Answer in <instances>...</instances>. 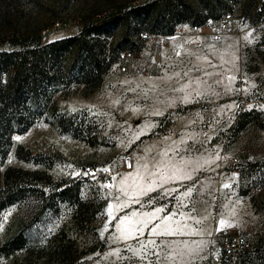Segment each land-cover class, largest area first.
Wrapping results in <instances>:
<instances>
[{
  "label": "rangeland",
  "instance_id": "1",
  "mask_svg": "<svg viewBox=\"0 0 264 264\" xmlns=\"http://www.w3.org/2000/svg\"><path fill=\"white\" fill-rule=\"evenodd\" d=\"M180 1L203 24L170 23L175 11L162 13L163 4L143 20L139 10L161 0H0L6 42L0 50H21L14 43L26 32H39L44 46L100 20V39L107 47L119 44L118 60L97 89L71 84L32 127L11 136L1 188L11 168V177L46 194V177L77 184L82 205L57 203L41 214L40 196L29 195L3 209L0 264H179L165 260L159 247H141L153 226L137 238H120L122 230L142 226L141 212L155 206L165 208L164 217L180 212L189 222L184 234L173 235L184 237L176 245L201 256L181 264H214L221 232L264 235V0H222L229 10L216 19L207 17L205 0ZM226 15L229 24L219 26ZM126 52L132 57L123 62ZM52 115L72 123V134L61 132ZM126 158L131 170L123 167ZM182 160L199 169L190 181L140 201L174 179L162 168ZM182 193L186 210H173ZM125 216L131 223L122 225ZM20 233L26 241L16 248ZM170 237L155 241L172 247Z\"/></svg>",
  "mask_w": 264,
  "mask_h": 264
},
{
  "label": "trees",
  "instance_id": "2",
  "mask_svg": "<svg viewBox=\"0 0 264 264\" xmlns=\"http://www.w3.org/2000/svg\"><path fill=\"white\" fill-rule=\"evenodd\" d=\"M159 4L164 6L162 13L175 11V14L169 17L170 23H189L195 27L203 24L205 20H199L196 9L186 6V3L180 0H161L160 3L147 4L139 10V13L144 14L143 20L150 17ZM204 6L209 11L207 17L214 19L218 18L221 11L229 10L222 0H205ZM137 21L141 22L139 19ZM102 23L100 20L99 24ZM99 24L84 27L75 37L44 46H40L42 36L39 32H26L14 43V46L19 45L21 50H0V167L8 154L11 136L24 133L32 127L47 109L52 107V99L58 92L67 90L71 84L83 85L91 91L100 86L102 75L118 60L119 44H108L107 47L106 41L100 39L98 29L103 24ZM156 32L157 30H152V33ZM27 43H33L34 46L30 48ZM4 44L6 42L0 40V47ZM51 118L61 132L72 134V123H68V128L61 116L57 118L52 115ZM20 149L18 148L17 155ZM13 172L16 170L7 168L3 173L0 213L29 195L40 196L41 214L55 209L57 203L76 201L79 206L82 205L78 200L77 184L64 186L65 183H52L49 177H46L47 184L41 185L47 187L46 194L44 189L31 188V183L24 182L19 175L11 177ZM25 241L24 235L20 233L15 236L13 244L18 248L24 245ZM4 252L5 249L0 248V253ZM263 254L264 252L261 255Z\"/></svg>",
  "mask_w": 264,
  "mask_h": 264
},
{
  "label": "built area",
  "instance_id": "3",
  "mask_svg": "<svg viewBox=\"0 0 264 264\" xmlns=\"http://www.w3.org/2000/svg\"><path fill=\"white\" fill-rule=\"evenodd\" d=\"M231 16H223L219 26L226 27L230 22ZM212 21L209 20V24ZM142 39H147L148 34H140ZM132 57L130 52L120 55L121 61H126ZM124 70V68H123ZM125 170H131L132 161L126 158L123 162ZM104 180L109 182L110 175L106 172L101 173ZM219 245V257L214 264H264V235H255L248 230L224 231L216 236Z\"/></svg>",
  "mask_w": 264,
  "mask_h": 264
},
{
  "label": "crops",
  "instance_id": "4",
  "mask_svg": "<svg viewBox=\"0 0 264 264\" xmlns=\"http://www.w3.org/2000/svg\"><path fill=\"white\" fill-rule=\"evenodd\" d=\"M147 162L149 164L152 163L151 161H147ZM150 165H153V163ZM155 167L156 166L154 165V167H153L154 170H155ZM198 170H199L198 168L195 170V168H193L185 160L176 161L172 166H170V170L162 168L161 173L170 172L171 174L174 175V179L167 181V182H162L163 184L158 186V188L155 189V191H153V192L143 194L142 197L139 198V199H141L140 201H142L144 198H146L147 196H149L151 194L166 190L168 188L167 186H177V185H181V184H184V183L190 181V179L193 177L195 172L197 173ZM198 195H200V194H198ZM184 197L185 196L183 195V193L177 197L178 202L180 201L179 203L177 202L178 203V205H177L178 209L175 208L173 210H186L184 208V206L186 205L184 203L185 201L183 200ZM158 208L161 209L160 212H156V209H158ZM142 210H144V209H142ZM147 210H151V211H147ZM162 210H165V208L163 206H155V207L150 208V209H145V211L141 212L142 213L141 214V220L142 221L143 220H150L151 221L150 223H148L147 227H144V229L148 228V227H152V226L154 227L157 224L162 225L163 221L166 217H171V226L173 228H176L177 222H179V228L182 229L183 232L189 226L188 220H186L185 216H182V214H184V213H181V215L179 216L178 214L180 212L179 213L173 212L172 214H169V215L164 217L162 214ZM197 210H199V208H197ZM151 213H156L155 217H152L151 215H146V214H151ZM158 237L159 238H168L169 236H156V235L149 236L150 240H156ZM170 238L176 239L172 243V247L170 246V249H169L171 257H174L175 259L170 260V261L178 262L179 264H181V263H186V262H193L195 259H197L198 257L201 256V252L198 253V252L192 251L191 248L186 249V248H184V244H180V246L176 245L177 244L176 242L178 240H180V238L184 239L183 236H180V235L179 236H172Z\"/></svg>",
  "mask_w": 264,
  "mask_h": 264
},
{
  "label": "snow or ice",
  "instance_id": "5",
  "mask_svg": "<svg viewBox=\"0 0 264 264\" xmlns=\"http://www.w3.org/2000/svg\"><path fill=\"white\" fill-rule=\"evenodd\" d=\"M179 75V74H177ZM146 167V165H145ZM107 171V169H105ZM110 187V185H108ZM225 188L229 187V185H224ZM191 190H189L188 193H185V195H190ZM109 211H111V207L109 208ZM161 209H156V212H160ZM135 215V213L133 214ZM146 215H151L152 217H155L156 213H151V214H146ZM125 222H129V217L125 216L123 220H121V224L123 225ZM150 220H143V221H137V225H142V226H131L125 230H122L121 232V239H129V238H137L139 235H143L144 227H147L148 223H150ZM199 223V221H197ZM221 225L223 226L225 224V221L220 222ZM228 227H231V224L227 225ZM152 234L156 236H173L177 234H184L182 229L179 228V222H177V227L173 228L171 226V217H166L163 221V224H157L151 229ZM149 245H152L154 247H159L161 248V253L164 254V259L165 260H174V257L168 256L167 253L164 252V249L166 247H169L170 245L168 244H157L155 240H150L148 241V244H142V248H147ZM195 251V250H192Z\"/></svg>",
  "mask_w": 264,
  "mask_h": 264
}]
</instances>
